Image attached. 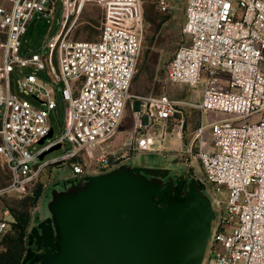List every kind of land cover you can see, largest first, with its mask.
I'll use <instances>...</instances> for the list:
<instances>
[{
  "label": "built area",
  "instance_id": "built-area-1",
  "mask_svg": "<svg viewBox=\"0 0 264 264\" xmlns=\"http://www.w3.org/2000/svg\"><path fill=\"white\" fill-rule=\"evenodd\" d=\"M56 2L8 0L0 7V158L10 172L0 199L32 194L53 165L72 162L69 178H78L106 173L131 161L133 152L159 151L155 146L165 133L153 132L154 123L165 126L179 113L178 102L168 96L132 93L144 47L142 0H62L61 30L42 48L48 54L22 55L28 26L38 15L54 17ZM89 3L105 12L100 39L72 41L69 24ZM183 35L168 80L193 89L203 85L195 107L221 116L202 122L195 150L190 147L182 159L202 166L201 179L220 207L203 264H264V0H187ZM39 71H47L50 85ZM57 88L67 104L64 132L35 150L53 129ZM136 102L135 133L144 135L130 151L126 145L114 151L125 113ZM67 143L72 151L41 160ZM49 185L44 183V192ZM12 222L10 210L0 208V238Z\"/></svg>",
  "mask_w": 264,
  "mask_h": 264
},
{
  "label": "water",
  "instance_id": "water-1",
  "mask_svg": "<svg viewBox=\"0 0 264 264\" xmlns=\"http://www.w3.org/2000/svg\"><path fill=\"white\" fill-rule=\"evenodd\" d=\"M53 137L52 129L40 145ZM181 194L183 201L174 199ZM213 203L194 166L184 174L129 161L59 180L43 194L22 264H203L219 216Z\"/></svg>",
  "mask_w": 264,
  "mask_h": 264
},
{
  "label": "rangeland",
  "instance_id": "rangeland-1",
  "mask_svg": "<svg viewBox=\"0 0 264 264\" xmlns=\"http://www.w3.org/2000/svg\"><path fill=\"white\" fill-rule=\"evenodd\" d=\"M56 1L54 17L47 18L38 15L28 26L27 33L23 38L22 55H28L31 52L48 54V50H43L42 48L60 32L63 19L62 0ZM7 2L8 0H0V7L6 6ZM142 2L145 20L144 47L142 58L133 80L132 93L133 95L146 98L168 96L178 102L179 113L174 120L169 121L165 126L158 122L154 123L153 132L157 135L165 133L164 142H162L164 149L159 150L156 148L159 151L155 152H133L131 162L135 167L167 168L185 174L189 166L183 161L186 158L185 152L190 147L195 150L194 138L198 128L202 122L203 124H208L221 116L216 113L202 114L195 107L202 99L203 85L193 89L185 85L173 84L168 80V65L176 51L186 41L183 35V28L186 20L187 0H142ZM104 18V9L94 3L87 4L80 17L77 20H71L69 24L73 28L70 33V39L76 42L99 41ZM2 41L3 37L0 35V42ZM32 72L33 69H25L22 73L28 74ZM37 75L44 80L45 84L50 85L52 83L47 71H39ZM17 94L32 104L40 106V103L33 97H26L18 90ZM55 99L58 108L51 117L54 130L53 138L59 137L64 132L67 114V104L64 102L62 93L58 88ZM135 112V105H130L125 113L120 132L115 139V141L117 140V145L122 147L126 145L128 151L131 149L133 140L144 135L143 131L135 133ZM168 143L170 144L168 145ZM42 147V145L38 144L35 150H40ZM72 150L73 146L67 143L61 149L46 155L45 161L59 158ZM95 155L96 152L93 151L92 157ZM191 166H194L199 176L203 178L204 170L202 166L196 162L191 164ZM71 174L72 162L53 165L45 170L42 181L52 184L59 180L69 179ZM9 178L8 167L5 161L0 158V186L6 185L9 182ZM24 198L11 197L7 200L6 206L8 205L12 210L21 211L22 206L20 205ZM225 198L226 194L221 195V199L225 200ZM41 201L42 198L36 205L29 208L31 213L30 229L36 225L35 215L38 213L42 214ZM214 208L220 213V207L215 202ZM214 231H216V227Z\"/></svg>",
  "mask_w": 264,
  "mask_h": 264
},
{
  "label": "trees",
  "instance_id": "trees-1",
  "mask_svg": "<svg viewBox=\"0 0 264 264\" xmlns=\"http://www.w3.org/2000/svg\"><path fill=\"white\" fill-rule=\"evenodd\" d=\"M179 183L180 190H184L186 178H182ZM43 185L44 182L41 179L34 186L32 194L24 196L25 198L20 205L22 206L21 211L12 210L8 205L6 206V202L9 198H20L19 196H5L0 199V208L9 209L13 218L9 230L0 238V264H20L23 260L27 251V237L31 225V213L29 208L36 205L37 202L43 198ZM179 200L183 201L184 199L180 198ZM2 250L4 251L2 252Z\"/></svg>",
  "mask_w": 264,
  "mask_h": 264
},
{
  "label": "crops",
  "instance_id": "crops-1",
  "mask_svg": "<svg viewBox=\"0 0 264 264\" xmlns=\"http://www.w3.org/2000/svg\"><path fill=\"white\" fill-rule=\"evenodd\" d=\"M116 142H117V140L115 141V148H114V151H119V150H121V147L122 146H119V145H117L116 144ZM172 144H173V142H171ZM158 145L157 146H155V148H158L159 150L160 149H164L163 147H164V145H163V143H161V142H159V143H157ZM170 143H168V145H169ZM117 145V146H116ZM173 145H175V144H173Z\"/></svg>",
  "mask_w": 264,
  "mask_h": 264
},
{
  "label": "flooded vegetation",
  "instance_id": "flooded-vegetation-1",
  "mask_svg": "<svg viewBox=\"0 0 264 264\" xmlns=\"http://www.w3.org/2000/svg\"><path fill=\"white\" fill-rule=\"evenodd\" d=\"M181 191H183V190H181ZM180 198H182V194L178 197H175L174 199H177V200H179ZM27 250H28V244H27ZM44 252V249L42 250V251H35V256H37V255H40V254H42ZM27 253V252H26ZM26 255V254H25ZM24 258H25V256H24ZM24 258H23V260H24ZM23 260L21 261V263L20 264H22V262H23ZM34 260V258H32L30 261H29V263H31L32 261Z\"/></svg>",
  "mask_w": 264,
  "mask_h": 264
},
{
  "label": "bare ground",
  "instance_id": "bare-ground-1",
  "mask_svg": "<svg viewBox=\"0 0 264 264\" xmlns=\"http://www.w3.org/2000/svg\"><path fill=\"white\" fill-rule=\"evenodd\" d=\"M174 139V138H173Z\"/></svg>",
  "mask_w": 264,
  "mask_h": 264
}]
</instances>
